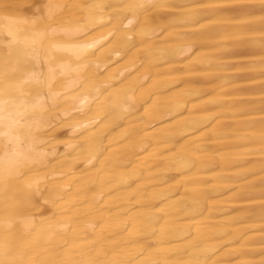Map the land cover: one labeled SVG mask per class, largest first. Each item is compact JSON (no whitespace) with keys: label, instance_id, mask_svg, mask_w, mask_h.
<instances>
[{"label":"bare ground","instance_id":"6f19581e","mask_svg":"<svg viewBox=\"0 0 264 264\" xmlns=\"http://www.w3.org/2000/svg\"><path fill=\"white\" fill-rule=\"evenodd\" d=\"M0 264H264V0H0Z\"/></svg>","mask_w":264,"mask_h":264}]
</instances>
